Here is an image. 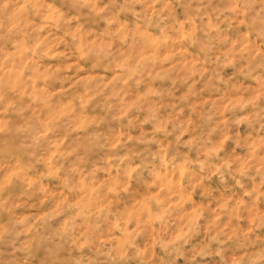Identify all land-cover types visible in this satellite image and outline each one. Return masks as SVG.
Here are the masks:
<instances>
[{
    "label": "clouds",
    "instance_id": "1",
    "mask_svg": "<svg viewBox=\"0 0 264 264\" xmlns=\"http://www.w3.org/2000/svg\"><path fill=\"white\" fill-rule=\"evenodd\" d=\"M0 264H264V0H0Z\"/></svg>",
    "mask_w": 264,
    "mask_h": 264
}]
</instances>
